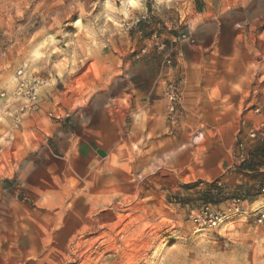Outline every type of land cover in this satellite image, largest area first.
<instances>
[{"label": "rangeland", "instance_id": "374dc122", "mask_svg": "<svg viewBox=\"0 0 264 264\" xmlns=\"http://www.w3.org/2000/svg\"><path fill=\"white\" fill-rule=\"evenodd\" d=\"M0 264H264V0H0Z\"/></svg>", "mask_w": 264, "mask_h": 264}, {"label": "built area", "instance_id": "2783aa9c", "mask_svg": "<svg viewBox=\"0 0 264 264\" xmlns=\"http://www.w3.org/2000/svg\"><path fill=\"white\" fill-rule=\"evenodd\" d=\"M29 93V97L32 99V100H35L36 99V90H35V87L34 86H30V88L28 89L27 91Z\"/></svg>", "mask_w": 264, "mask_h": 264}]
</instances>
